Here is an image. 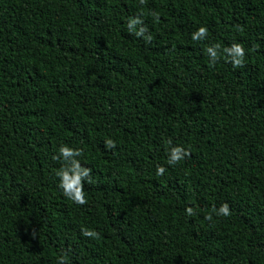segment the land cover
Listing matches in <instances>:
<instances>
[{
  "label": "trees",
  "instance_id": "1",
  "mask_svg": "<svg viewBox=\"0 0 264 264\" xmlns=\"http://www.w3.org/2000/svg\"><path fill=\"white\" fill-rule=\"evenodd\" d=\"M61 258L264 264V0H0V264Z\"/></svg>",
  "mask_w": 264,
  "mask_h": 264
},
{
  "label": "clouds",
  "instance_id": "2",
  "mask_svg": "<svg viewBox=\"0 0 264 264\" xmlns=\"http://www.w3.org/2000/svg\"><path fill=\"white\" fill-rule=\"evenodd\" d=\"M142 21L137 19L129 21V28L133 24H141ZM145 29L143 27L136 33L137 36L143 35ZM207 35V29L204 27H200L196 32L192 34L193 40H201L204 39ZM218 46L213 45L212 47L207 48V52L210 57V62L214 63L217 57L216 48ZM230 58V61L233 67L242 66L243 57L245 55L244 49L240 44H233L230 48L225 49ZM108 145L112 144V141H107ZM183 149L179 147L172 148L169 154V164H175L183 158L184 155ZM80 155L79 150H74L67 146H61L59 148V157L63 158L66 162H68L67 167H62L58 170L56 175L59 177V187L62 189L63 194L68 199L72 200L74 203L78 205H83L85 201V193L83 191V183L82 181H87L89 178L90 170L81 166L78 160L74 159ZM163 167L157 168V175H162L164 173ZM188 215H192V209L188 208ZM218 213L224 216L229 215V208L227 204L222 205ZM83 235L85 236H93L95 235L92 231H83ZM59 264H64L63 258H61Z\"/></svg>",
  "mask_w": 264,
  "mask_h": 264
}]
</instances>
